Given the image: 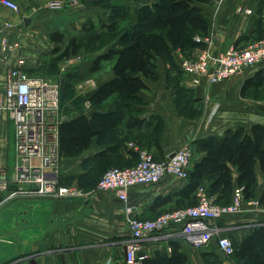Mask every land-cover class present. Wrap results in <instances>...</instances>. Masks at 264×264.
Segmentation results:
<instances>
[{
  "label": "crops",
  "instance_id": "1",
  "mask_svg": "<svg viewBox=\"0 0 264 264\" xmlns=\"http://www.w3.org/2000/svg\"><path fill=\"white\" fill-rule=\"evenodd\" d=\"M11 1L18 4V10L5 6L0 0V30L6 22L11 23L6 34L10 43H18V48L7 52V57L0 60V99L5 91V75L10 68L19 65V59H24L23 70L31 77L36 74L59 77V70L67 74L81 58L79 53L67 58L69 60L60 59L70 40L91 26L106 32L109 25L111 8L101 3L105 0H78L76 5H67L62 10L48 9L50 0ZM148 3V0H137L131 5V13L134 15ZM197 6L205 13L209 29L207 35H198L203 41L197 42V52L190 58L204 48L219 54L264 37V0H210ZM249 10L251 14L247 13ZM26 20H29L28 24ZM126 25V21L121 23V27ZM105 50L107 48L95 52L93 62ZM173 54V63L158 59L159 79L147 81L150 88L138 94L141 102L136 103L135 108L141 110L139 118L145 122L132 127L127 115L95 137L92 146L82 155L62 160L60 183L79 187L86 193L84 197L54 200L35 196L9 198L8 193L0 195V264H126V248L131 239L129 216L124 210L125 203L115 192L98 190L100 168L103 165H135L138 161L136 148L141 145L150 149L156 158L166 160L182 144L190 142L192 170L195 162L204 156L196 150L201 140L222 137L239 127L250 131L256 124L264 126V97H243L241 93L244 83L255 78L264 67L246 70L215 85L204 82L192 87L174 67V63L186 58L185 53L176 49ZM160 63L162 67L159 68ZM113 65L114 60L102 61L100 70L91 72L95 85L89 90L84 88L86 85H80L79 92L91 94L113 79ZM91 66H88L89 70ZM105 68L109 69L107 74H103ZM76 69L79 74H84L83 68ZM98 72L100 78L103 75L101 79L94 76ZM180 88L182 94L196 100L195 107L199 111L191 117L184 115L177 105ZM112 99L101 108L84 104L77 113H83L89 120L99 117L97 115L113 114L118 104ZM156 119L162 123L157 137L154 135ZM15 166V124L7 112H2L0 169L9 178H14ZM234 175L236 181V169ZM257 176L256 196L252 200L259 204L254 206L246 202L241 214L209 220L218 231L208 245L193 247L175 226L141 242L142 264L144 259L158 254L172 258L175 250L186 258L185 264H207V259L213 255L224 264H232L218 246V234L228 236L240 245L256 226L264 224V205L260 203L264 172L260 167H257ZM188 183V179L168 176L156 185L131 188L129 204L135 208L133 216L155 219L165 212L192 205V198L178 194ZM204 186L208 189L210 182H205ZM237 188L235 184L233 193Z\"/></svg>",
  "mask_w": 264,
  "mask_h": 264
},
{
  "label": "trees",
  "instance_id": "2",
  "mask_svg": "<svg viewBox=\"0 0 264 264\" xmlns=\"http://www.w3.org/2000/svg\"><path fill=\"white\" fill-rule=\"evenodd\" d=\"M135 1L137 0L101 1L111 8L107 31L102 32L94 26L86 30L87 33L95 34V36L91 34L90 41L87 42L90 51L107 48L104 54L93 62L91 72L95 73L100 70L102 61L114 60L115 74L113 79L99 86L87 99L91 106L101 108L109 99L117 97L118 109L113 114L97 115L99 117L89 120L83 113H77L82 108L83 101L73 109H71L73 102L66 107L65 111L69 115L62 119L59 128L60 155L63 160L82 155L92 146L95 137L109 127L117 125L127 115H129V123L132 127L140 126L142 122H145L146 120L139 118L141 110L136 109L135 104L141 102L138 97L139 92L150 88L147 81L159 79L158 59L162 58L168 63H173V52L176 49H181L185 55L189 50L193 52L198 47L195 38L198 35L208 34L209 21L197 4L207 3L210 0H148L149 3L139 8L133 15L130 2ZM123 21H127L125 27H121ZM105 35L110 36V39L100 45V40L105 38ZM83 48L84 45L80 44L78 37L72 38L60 58L67 59L77 56ZM190 57L186 56V58ZM174 67L177 70V63H174ZM177 73L180 74V72ZM77 75L79 76L77 69L71 68L61 81V111L64 109L63 93L70 90V86H74V84H68V77L75 78ZM177 87L180 85L178 84ZM180 91L177 105L184 115L191 117L193 114L187 113V106L195 99L182 94V88ZM241 93L243 97L263 98L264 70L260 71L255 78L245 82ZM73 95L74 93L68 96L67 101ZM156 122L157 128L154 135L157 137L162 123L157 119ZM139 148L151 152L143 145ZM196 150L204 156L195 162L189 172L188 185L178 193L194 200L190 206L198 203L197 192L201 187L205 188L204 183L207 181L210 182V187L205 188L207 194L220 205H227L232 201L235 184L243 188L246 201L255 198L258 185L257 167L264 172L263 125L256 124L250 131L239 127L227 131L222 137H208L197 143ZM154 158L157 161H163L155 156ZM125 167L127 166L103 165L98 176L102 177L111 168ZM234 169L237 170L236 181ZM260 203L264 205V192ZM234 245L235 253L227 258L232 264H264V224L256 226L253 233L247 236L240 245L235 243ZM186 262V258L177 250L174 251L172 258L158 254L153 258L143 260V264H185ZM207 264L224 263L213 255L207 259Z\"/></svg>",
  "mask_w": 264,
  "mask_h": 264
},
{
  "label": "built area",
  "instance_id": "3",
  "mask_svg": "<svg viewBox=\"0 0 264 264\" xmlns=\"http://www.w3.org/2000/svg\"><path fill=\"white\" fill-rule=\"evenodd\" d=\"M2 3L18 10V4L11 0ZM78 0H50L48 9L62 10L67 5H76ZM251 14L252 11H247ZM11 23L6 22L0 30V60L7 52L18 48V43H10L6 30ZM200 43L203 38L196 37ZM17 67H12L5 75V91L0 99V113L7 112L13 119L16 130V166L14 178H9L0 169V195L8 193L9 198L35 196L41 198L74 199L86 193L77 186L60 183L62 171L60 155L61 83L39 77H31L24 70V59H19ZM185 77L192 87L207 82L215 85L224 82L246 70L264 67V37L246 46L233 47L215 54L209 48L201 49L193 58H183L181 63ZM86 106H91L90 101ZM139 161L136 165L107 170L98 182V190L115 192L125 203L124 210L129 216L128 225L131 239L127 244L125 263L142 264L139 256L141 242L156 233L178 226L187 242L193 247L208 245L218 228L209 220H218L241 214L244 205H258L256 200L246 201L243 188H237L232 201L220 205L207 194L204 187L197 192L198 203L165 212L155 219H140L133 216L134 206L129 204V190L140 185H156L166 177L188 179L193 162V147L190 142L182 144L166 160L157 161L146 150L136 148ZM1 206V202H0ZM218 246L230 258L235 253L233 240L218 234Z\"/></svg>",
  "mask_w": 264,
  "mask_h": 264
},
{
  "label": "rangeland",
  "instance_id": "4",
  "mask_svg": "<svg viewBox=\"0 0 264 264\" xmlns=\"http://www.w3.org/2000/svg\"><path fill=\"white\" fill-rule=\"evenodd\" d=\"M135 3H137V1L130 2L131 5H134ZM126 23H127V21H126ZM92 27L93 26H91L89 28H92ZM89 28H87V29H89ZM96 31L97 30L95 29V32ZM91 34H94V33L93 32L87 33L86 32V29H85V33H83L82 35H80L78 37V41H80V44L82 46L84 45V48L80 52L81 58L76 61L77 63L74 64V67H76V68L77 67L83 68L82 70L84 71V74H79V76L77 75V77H75V78L68 77V80H69V83L68 84H74V86H72V87L70 86V88H69L70 90L66 91L65 94L63 93L62 101H63V107H64V109H63V111H61V113H62V119H64L66 116L69 115L67 113V111H65V108L68 107V106H70L72 104V102H73V106L71 107V109H73L74 106L76 107L77 105H80L82 101H83L82 102L83 107H84V104L86 105V102L88 101L87 97L90 94H87L84 91L79 92L80 85H83V87H84V85H86V87H84V88H87L88 90L95 85V82L91 78V76H93V74H91V71L88 69L89 68L88 66L90 64L91 65L93 64V60H92L93 59V54L95 52H98V51H90L89 50L90 47L87 46V42L90 41L89 40V37L91 36ZM94 36H95V34H94ZM105 36H106L105 38H102L100 40V45H102L104 43V41L110 39V36H108V35H105ZM103 39H105V40H103ZM103 49H106V47H104ZM191 51L192 50H189L188 53L185 55V57L186 56H192L194 53L197 52V49L195 51H193V52H191ZM67 60H69V59H67ZM176 63H177V67H178L177 68V71L180 72V74H182L184 76V78H186L185 77V73H184V71L182 69V66H181L182 60H179ZM160 67H162V64L161 63L159 64V68ZM76 68H74V69H76ZM62 69H63V66H62ZM108 71H109V69L108 68H105V71H104L103 74H107ZM63 73H65V72L59 70V77H47V76H44V74H36V77H39L41 79L50 80V81H53V82L61 83V80L63 81V79L65 78L64 76L67 75V74H63ZM100 75H101L100 72L94 74V76L97 77V79H101L102 78L103 75L101 76V78H100ZM100 81L101 80H99V82ZM75 85H79V86L75 87ZM71 92L74 93V95L72 96V98L69 99V101H67L68 100L67 97L70 96V95H72ZM112 101L115 102L116 104H118L117 97H114L112 99ZM195 103H196V101L194 100L192 103H190L187 106V113L188 114L195 115L199 111V109L197 107H195Z\"/></svg>",
  "mask_w": 264,
  "mask_h": 264
},
{
  "label": "water",
  "instance_id": "5",
  "mask_svg": "<svg viewBox=\"0 0 264 264\" xmlns=\"http://www.w3.org/2000/svg\"><path fill=\"white\" fill-rule=\"evenodd\" d=\"M26 21H27L26 23L28 24L29 23V20H26ZM173 156H174V154L171 155V157H173Z\"/></svg>",
  "mask_w": 264,
  "mask_h": 264
}]
</instances>
